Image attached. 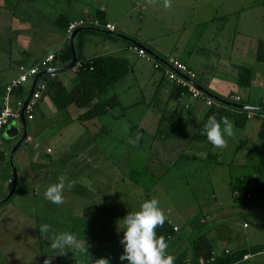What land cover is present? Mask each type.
I'll list each match as a JSON object with an SVG mask.
<instances>
[{
  "label": "rangeland",
  "instance_id": "rangeland-1",
  "mask_svg": "<svg viewBox=\"0 0 264 264\" xmlns=\"http://www.w3.org/2000/svg\"><path fill=\"white\" fill-rule=\"evenodd\" d=\"M179 1L175 3H180ZM31 6L32 4L29 8ZM148 6L151 7L148 10L151 17L149 16L147 25L142 26L141 30L155 36L154 42L148 44L162 57L169 59L176 56L173 48L178 41V34L170 37L162 35L174 28L173 25L182 24L179 29L183 28L185 33L177 44L179 50L194 43L196 37H193L198 34L199 29L190 25L191 4H176L177 7L173 6L170 10L153 4ZM36 7L45 10L41 21L45 25L39 36L32 38L35 41L32 44L41 51L49 48L52 42L51 36H47V29L52 28V7L41 0H38ZM261 7L264 6L261 4ZM226 10L228 8L225 5V11L219 8L218 12L221 14ZM258 12L264 13V8ZM78 20L85 21V18ZM35 22L37 17L33 16L30 24ZM133 22V27L136 28L137 21ZM222 24H208L207 33L219 29ZM59 30L57 28L58 34ZM59 37L58 35L56 40ZM21 51L12 39V32L3 24L0 28V86L4 75L11 72L9 68L14 72L13 60H18L17 52ZM98 52L101 51L91 48L86 56L92 57ZM118 54L128 58L132 71L109 90L107 95H115L117 104L106 115L80 122L77 117L82 110L71 105L60 112L50 99V93L46 92L41 105L45 116L41 117L36 109L33 119L27 122L30 140L24 142L14 153L12 165L18 176L28 183L30 190H34L35 195L32 192L27 196L16 195L11 202L0 205L5 210V214L0 216L2 239L26 241L23 245L19 244L16 250V254L20 252L21 256L18 263H34L32 259L27 260L22 256L30 252L28 245L34 248L36 244L33 243L40 239L45 244L42 246V253L46 256L44 264H99L100 259L108 260L109 264H127V261L120 260L123 247L119 241L123 232L119 230L117 223L122 226V221L119 220L128 212L138 211L143 201L152 198L159 201L165 221L175 229L166 249L167 254L175 259L184 251L188 252V258L191 257L193 252L190 245L201 235H205L217 251L225 248L234 251L244 245H264V216L263 211L261 212L264 204L251 199L245 205L238 202L231 192V184L237 177L254 173V166L258 163L256 149L250 148L252 145L249 142L250 149L237 148L239 142L246 137H226V145L219 148L220 152L217 153L216 160L220 164L215 165L206 163L205 160L202 161L204 157L197 156H204L205 153L199 151V146L204 148L203 145L194 144L185 148L188 146L186 141L172 143L168 139L160 140V135L157 133L156 136V132L162 116L164 122L160 129L166 132L171 125L181 126L183 119L193 114L187 112L183 102L177 105L176 112H170L155 98V91L158 88L163 90L166 83L163 81L159 84L160 73L153 70L152 62H145L132 53ZM57 79L70 89L77 77L69 70L57 74ZM28 86L29 84L25 85L22 98L27 97ZM160 98L164 100V97ZM188 98L184 99L188 100L187 106H194L195 101ZM40 102L39 100L36 104L37 107ZM203 107L204 110L207 109L205 105ZM194 121L192 119V123ZM255 121L259 120L254 119L252 122ZM11 124L13 123L6 128L9 129ZM8 129L1 133L0 138V152L6 154L0 160V201L9 192L7 180L11 179L12 170L8 154L16 144L15 139H8ZM253 141L256 144L263 142L257 138ZM213 152L218 150L213 149ZM191 154L198 157L197 161L191 159ZM132 171L139 173L137 185L128 178ZM60 176L67 177L66 184L71 181L72 187L63 192L64 202L56 205L44 198V192ZM261 181L264 183V175L261 176ZM21 204L27 206L23 213L32 218L30 221L12 208L14 206L20 209ZM44 224L49 226L47 232L40 231ZM61 232L75 234L80 244L85 241V253L74 248L53 249L51 242ZM237 264H264V255H257L245 263Z\"/></svg>",
  "mask_w": 264,
  "mask_h": 264
},
{
  "label": "crops",
  "instance_id": "crops-1",
  "mask_svg": "<svg viewBox=\"0 0 264 264\" xmlns=\"http://www.w3.org/2000/svg\"><path fill=\"white\" fill-rule=\"evenodd\" d=\"M128 1L129 2H126L125 0H41L42 3L52 7L50 13V22L53 29H47L49 30V34H47V36H51L52 38V42L49 44L50 47L39 51L40 48L32 44L35 42L32 40V38L34 36L38 37L45 25L41 23L42 19L44 18L45 10L36 7L38 0H0V28L4 24V26H6L7 29L12 32V39L22 50L21 52H17V55L19 56V58H17L18 60H13L14 72L10 70L12 68H9V71L12 73L7 72V75H4V80L0 86V108L2 105V99L5 96V86L8 85L12 80H16L20 75L18 70L19 66L26 68L32 67L36 65L41 59H44L48 54L54 53L56 55L57 52L62 48L66 40L65 33L59 30L60 33L58 34L57 28L59 29L58 22L63 20L70 21V23L83 18L95 20L96 13H99L107 24L112 25L116 33L134 39L135 41L157 53L164 60L168 59L162 57L157 50L151 48L148 44L154 42V39H156L155 36L152 34H145L141 30V27L147 25L148 19L151 17L148 12L149 8L151 7L148 5L153 4L155 6H161L165 8L163 6L164 0ZM177 1L179 0H169L170 6L165 9L170 10L173 6L177 7L176 4L180 5V3L184 2L191 4L192 14L190 15V21L193 22V24L190 22V25H194L193 27H195V29H199V31L198 34L196 33L197 35L194 34L195 36L193 39L196 37L194 43L189 47L186 46L183 50H179L177 45L182 36L185 34L183 32V28V31L179 29L180 25L182 24H179L178 26L173 25L174 28L162 34L165 37L178 34V41L175 42L174 48L172 47L174 54L176 55L175 58H173L194 70L198 75L197 83L210 93L222 99L231 100L235 97H238L241 103H244L248 106H256L257 104L259 105L261 103L264 104V60L259 61L256 58V48L259 41L264 43V13L258 12L264 8L261 7V4L264 6V0H261L260 2L259 0H183L184 2L181 0L179 1L180 3H175ZM30 4H32V6L29 8ZM225 5L228 8V10H226L227 12L220 14V12H218L219 8L222 11H225ZM33 16L37 17V22L30 24ZM221 17H226L225 21ZM134 20L137 21L138 28H134L135 26L133 27ZM130 21L131 24L129 23ZM212 22H222L223 24L219 29H216L211 33H207L209 27L208 24ZM58 35L60 37L58 40H56ZM94 36L95 35H86L84 37L82 55L85 59L91 58L86 56V52L91 48L96 51H101L98 52L99 54H94L92 57L104 55L122 56L118 54L122 52L135 54L130 52L124 43H118L117 41L103 39L101 37L100 40L99 37ZM224 52L226 54L223 55ZM122 57L128 60L125 55ZM8 65L9 67L11 66V61L8 63ZM238 68L249 69L253 71L254 77L252 82L249 84V87L240 88L238 86ZM72 72L77 77L74 69H72ZM159 73V84L161 85L162 82L165 81L166 86L163 88V90H159L161 88H158L155 91L154 96L158 101L162 102L164 109L170 112H176L177 105H181L180 103L183 102V104H185L184 108L187 109V112L193 114V116L190 114L186 116L183 119L184 122L181 123V126L178 124L171 125L174 136L168 140L170 142L172 141V143L185 142L191 136L194 129L203 119L210 107H207L202 101H195L194 106L192 107L189 105L187 106L186 101L188 100H184L187 98V96L178 98L176 101H171L169 97L172 86L163 77L162 73ZM50 79H55L60 83L59 79H57V75L50 77L48 80ZM77 82L78 77L74 83L76 84ZM31 83L32 82L27 83L29 84L28 89H30ZM63 86L65 85L63 84ZM24 91L25 86L22 88L21 95L24 94ZM44 94L45 93H43L40 98V105H38V107L36 105L37 113L41 117L45 116L41 111V105L44 102ZM46 94H48V92ZM160 97H164V100H162ZM115 101L117 102V98ZM198 103L201 104V107L205 105L207 109L204 110V107H199ZM192 119H195L193 123ZM254 119H258L259 121H255L254 123L252 122ZM262 120L263 118L251 117L246 122L244 128L237 129L234 127V135L237 136V138L246 137L245 140L255 139ZM6 127L0 131V138L2 137L1 133L7 129ZM263 143L264 140L259 145L264 149ZM190 146L191 145H188L185 148ZM213 149H217L218 152L214 153ZM242 149H245V147ZM199 151L205 153L204 156H201L202 154H197V156L200 158L204 157L202 160L204 161L207 154L218 157L217 153L220 152V149L214 146L211 148L205 146L203 148L199 146ZM48 152L49 150L46 151V153ZM3 155H6L5 152ZM44 176H46V174H44ZM18 182V196H27L31 194V192L33 195H35L34 190H30L28 183L25 180H22L21 176H18ZM7 183L9 189L11 179H8ZM19 207L20 209H17L14 206L12 208L16 210L18 214H20V216H22L24 219L26 218L28 221H30L32 218L23 213L27 206L21 204ZM3 208L4 207H0V216L5 214V210ZM262 211L264 216V206L261 207V212ZM31 222L34 223L33 220H31ZM22 227L23 226H21V229ZM15 228H17V226ZM2 238L3 237L0 236V264L22 263L23 261L18 263L21 256L19 255L20 252L16 254V250L19 244L23 245L26 241L24 239H12L10 241V239ZM262 239H264V237ZM33 244H36L35 247L30 248V245H28L27 247L30 252H28L26 256L22 257L27 260L32 259L34 262L32 264H44L46 256H44L42 253V246L45 244L42 243L40 239H37V241H35ZM252 246L254 245H244L238 248H248ZM256 246L263 247L259 253L264 250V245L257 244ZM213 250L217 251L216 249ZM218 252L221 251L219 250Z\"/></svg>",
  "mask_w": 264,
  "mask_h": 264
},
{
  "label": "trees",
  "instance_id": "trees-1",
  "mask_svg": "<svg viewBox=\"0 0 264 264\" xmlns=\"http://www.w3.org/2000/svg\"><path fill=\"white\" fill-rule=\"evenodd\" d=\"M95 17V21L97 22V25L95 27L93 26L94 20H87L86 18V24L84 27H93L99 29L100 31H82L78 33L73 40V45L77 57V63L73 69L75 70V73L78 77V82L74 84L70 89H67L65 86H63V84L57 82L55 79H50L47 81L45 87V93H50L51 100L58 111H65L71 105H74L76 108L82 110V113L77 117V120L80 122H85L98 118L100 116H104L114 105H116V97L108 96L107 94L109 90H111L118 82L124 79L132 69L129 61L122 56L104 55L91 57L89 59H85L83 57L82 47L83 40L86 35H97L103 39L123 42L127 46V48L133 46L131 43L118 39L112 35L102 34L101 31H106L104 29V26L107 23L99 13H96ZM221 18L225 20L226 17ZM58 24L59 29L65 33L66 37V30L70 24V21L63 20L58 22ZM69 41L70 37L66 38L62 48L55 55V59L50 67L60 68L69 64V62L71 61ZM256 58L259 61L264 60V43L261 41H259L256 48ZM253 77L254 74L252 70L242 68L237 69V84L240 88L249 87V84L252 82ZM197 81L198 77L196 82ZM171 86L172 88L169 97L171 101H176L178 100V98L184 96H182V92L184 91L181 87L175 85ZM21 92L22 89H19V91L15 92V94L21 95ZM226 100L233 102L229 99ZM234 103L246 105L244 103H241L240 99L238 102ZM252 107H264V104L261 103ZM248 114H251L252 117L263 118L256 138L258 140H264V112L253 113L249 111H242L214 102V105L207 110L203 119L198 123L191 136L186 140L187 145L200 144L209 148L213 146L206 140V137L201 134L203 124L208 116L215 115L218 120L220 119V117H227L232 120L235 128L242 129L248 121ZM162 122H164V116H162V118L160 119L156 136L158 133L160 135V140H166L173 137L174 132L172 127H168V130L166 132H164L163 129H160ZM248 142L252 145L250 148L256 149L255 155L258 156V163L254 166V173L252 175L237 177L235 179V181L231 184V192L238 202L245 205H247L251 199H255L256 201L264 204V183L261 181V176L264 175V149L259 144L254 143L253 140L241 141L239 142L237 148L245 147L247 149H250L248 146ZM190 157L193 161H197L198 159V157L194 154H191ZM2 158L3 153L0 152V160ZM216 158L217 156L207 154L205 162L219 165L220 163L216 160ZM138 174V172L134 171L128 174L129 180H131L136 185L138 184ZM10 187L11 184L9 185V189ZM17 192L18 185L14 195L6 203L11 202L12 199L17 195ZM155 231L157 236H163L165 238L166 243H168V241L175 234L174 228L166 221L163 223V225L158 226ZM190 246L192 247V256L188 258V252L184 251L176 257V259L174 260V264H194L198 258L209 256L210 252L213 251L212 246L206 239L205 235H201L196 238ZM262 248V246L256 245L248 248H237L232 251L230 255L225 257V259L222 258L221 260H218L217 264H236L245 254L257 256Z\"/></svg>",
  "mask_w": 264,
  "mask_h": 264
},
{
  "label": "clouds",
  "instance_id": "clouds-1",
  "mask_svg": "<svg viewBox=\"0 0 264 264\" xmlns=\"http://www.w3.org/2000/svg\"><path fill=\"white\" fill-rule=\"evenodd\" d=\"M165 8L169 7V0H164ZM27 123V122H26ZM202 135L216 148H223L226 145V137L234 135V124L227 117L215 115L207 117L203 124ZM67 177L60 176L56 183L50 184L44 192V198L53 204L60 205L64 202L63 192L71 189L72 182ZM165 215L159 207V201L155 198L145 200L140 204L139 210L128 212L121 220L122 226L117 223L123 235L119 243L123 247L121 261L127 264H174L175 257L167 254L168 244L163 236H157L156 228L163 225ZM49 226L41 225L40 231L47 232ZM53 249L74 248L76 251L85 253V241L77 242L75 234L71 232H61L55 236L51 242ZM99 264H109L108 260L100 259Z\"/></svg>",
  "mask_w": 264,
  "mask_h": 264
},
{
  "label": "built area",
  "instance_id": "built-area-1",
  "mask_svg": "<svg viewBox=\"0 0 264 264\" xmlns=\"http://www.w3.org/2000/svg\"><path fill=\"white\" fill-rule=\"evenodd\" d=\"M85 24L86 22L82 20L71 22L66 30V38H69L71 36V33L75 29L84 27ZM96 25L97 22L94 21L93 26L95 27ZM104 29L109 32H115L114 28L110 24H106L104 26ZM128 50L130 52L135 53L139 59L145 62H152L153 70L161 72L163 77L167 80L170 85L179 86L183 89L184 92H182V96H187L193 99L194 101H203L207 107H212L214 105V101L209 99L194 86V83H197L196 80L198 75L194 70L190 69L185 64L177 61L174 58H169L165 60L166 64H161L159 62L154 61L142 50L134 46L128 47ZM54 59L55 54L50 53L44 59H41L36 65L32 67H18V70L20 72L19 77L16 80H12L4 88L5 96L2 99V105L0 108V131L10 123H20V111L25 98H22V95H19L18 97L15 92H18L19 89H22L27 83L32 82L33 78L39 72L49 69ZM174 71L178 72L181 76L177 75ZM46 83L47 81L45 83H40V79L37 81L34 91L25 107L24 118L26 122L31 121L33 119V115L36 111V104L40 100L43 93H45ZM231 100L233 102H238L239 98L235 97ZM251 117V114L247 115L248 119ZM29 140L30 139L28 137L26 141ZM230 254L231 251L226 248L221 250V252L213 250L210 252L209 256L198 258L194 264H217L218 260H221L222 258L225 259V257ZM260 254H264V250L261 253H258L257 255ZM252 257L254 256L250 254H245L241 257V260L239 262L245 263Z\"/></svg>",
  "mask_w": 264,
  "mask_h": 264
},
{
  "label": "water",
  "instance_id": "water-1",
  "mask_svg": "<svg viewBox=\"0 0 264 264\" xmlns=\"http://www.w3.org/2000/svg\"><path fill=\"white\" fill-rule=\"evenodd\" d=\"M82 31H96L99 32V29L93 28V27H83V28H77L75 29L70 36V41H69V47H70V52H71V61L69 62L68 65L64 66V67H60V68H54V67H50L49 69L43 70L41 72H39L32 80L30 89L28 91V95L25 98L21 111H20V123H13L9 126V129L7 131V137L8 139H15L16 140V144L12 147V149L10 150L9 154H8V163L11 167L12 170V177H11V187L9 189V192L7 193L6 197L4 199H2L0 201V205L6 203L7 201H9L12 196L14 195L15 191H16V187H17V182H18V173L16 171V169L13 167L12 165V160H13V155L14 153L17 151V149L24 143L26 142L28 135H27V123L25 121L24 118V111H25V107L34 91L35 85L37 83V81L40 79V83H45L50 76H54L57 74H61V73H65L69 70H72L76 63H77V57H76V51L74 49V45H73V40L76 37V35ZM102 34L104 35H112L118 39H121L123 41L129 42L131 43L134 47L142 50L146 55H148L149 57H151L153 60L161 63V64H166L165 60L162 59L160 56H158L155 52H153L151 49L145 47L144 45L140 44L139 42L135 41L134 39H131L129 37H126L122 34H118L116 32H109V31H101ZM177 75L181 76L178 72L174 71ZM194 86L200 91L202 92L205 96H207L209 99H211L212 101H214L215 103L224 105V106H228L231 108H235V109H239L242 111H249V112H253V113H257V112H264V107H252V106H248V105H243V104H238V103H234L231 101H227L226 99H222L212 93H210L209 91H207L206 89H204L202 86H200L197 83H194Z\"/></svg>",
  "mask_w": 264,
  "mask_h": 264
}]
</instances>
